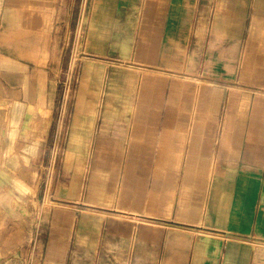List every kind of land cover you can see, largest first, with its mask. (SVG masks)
Returning <instances> with one entry per match:
<instances>
[{
    "label": "crops",
    "instance_id": "obj_1",
    "mask_svg": "<svg viewBox=\"0 0 264 264\" xmlns=\"http://www.w3.org/2000/svg\"><path fill=\"white\" fill-rule=\"evenodd\" d=\"M0 1L9 3L13 28L23 18L24 28L36 29L41 17L21 14V3L50 0ZM82 3L70 111L52 105L49 69L40 88L36 73H21V63L2 53L5 44L26 43L24 35L18 43L13 32L1 33L0 66L18 70L12 77L0 70V163L19 158L6 149L21 145L20 137L10 142L8 125L22 113L48 114L34 119L45 124L60 114L55 135L34 131L30 144L57 142L68 123L66 155L83 161L91 150L95 163H109L94 171H112V215L164 212L167 194L175 216L182 190L189 196V223L142 216L162 224L154 264H264V0ZM6 173L13 175L0 166V208L8 206ZM59 255L53 247L48 264Z\"/></svg>",
    "mask_w": 264,
    "mask_h": 264
},
{
    "label": "rangeland",
    "instance_id": "obj_2",
    "mask_svg": "<svg viewBox=\"0 0 264 264\" xmlns=\"http://www.w3.org/2000/svg\"><path fill=\"white\" fill-rule=\"evenodd\" d=\"M8 4L0 1V35L13 32L16 38L21 34L26 43H19L17 37L19 44H15L16 48L5 44L2 53L21 63V73L27 74L23 69L36 73V84L40 88L45 89V70L49 69L52 82H48L47 88L52 93V105L59 108L68 106L70 111L82 59V27L87 18L85 9L80 12L82 0L21 3V14L37 13L41 17L40 26L36 29L24 28L23 18H19L21 27L13 28L8 24ZM80 15L82 26L78 29ZM38 37L43 39L38 41ZM4 64L0 70L5 69L6 76L12 77L13 71L18 69ZM66 74H69L68 84ZM11 80L9 82L13 84ZM24 86L27 89L29 83H24ZM36 104L44 105L45 99L38 100ZM47 116L50 115L22 113L19 124L8 125V129L11 128L10 142H16L20 137L21 145H10L6 149V157L10 159L12 152L19 155L17 161L0 163L1 170L7 169L13 174L8 177L6 173L3 179L9 183L6 186L9 194L6 193L8 206L0 208V264H48V255L53 247L60 250L54 264L156 263L153 239L162 224L152 219L144 220L142 216L189 223V196L182 190L175 216L172 215L173 199L167 194L162 196L160 205L161 208L169 207L164 212L126 214L119 211L112 215V208H109L112 207V171H94L95 165L104 167L109 163H95L91 150L83 161L66 155L68 123L65 122L64 134L57 142L53 139L46 146L30 144L34 131L39 135H49L53 131L55 135L59 122L56 117L60 114L54 115L53 124L34 121ZM43 139L44 136L40 137V141ZM167 211L171 214L168 215ZM112 219H116L113 220L115 225H112ZM80 233L82 240L78 239Z\"/></svg>",
    "mask_w": 264,
    "mask_h": 264
}]
</instances>
